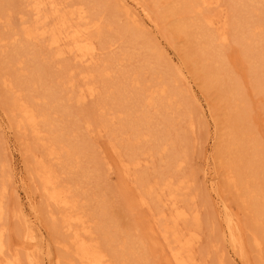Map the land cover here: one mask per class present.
<instances>
[{
	"label": "bare ground",
	"instance_id": "bare-ground-1",
	"mask_svg": "<svg viewBox=\"0 0 264 264\" xmlns=\"http://www.w3.org/2000/svg\"><path fill=\"white\" fill-rule=\"evenodd\" d=\"M119 1L121 7L118 8L125 10L122 12L129 20H134V28L129 24L117 32L118 36L105 39L111 23L105 22L103 12L93 11L89 7L90 0H22L21 3L19 0H0V22H10L13 13L23 15L19 32L10 36L15 46L14 53L7 57L10 69H16L13 73H0V80L6 88L9 112L18 129L30 135L39 149L38 153H34L32 174L38 179L45 201L51 207L49 216L53 229L68 236L66 241L60 243L64 255L50 258L48 264H131V259L141 257L138 252L143 244L133 239L124 226L109 219L105 209L101 211L100 217L103 224L108 221L109 235L105 233L104 240L108 241V245L103 246V241L96 237L89 216L79 206L71 186L60 181L56 169L50 163L52 160L67 164L78 162L77 158L84 150V143L77 140L76 132L81 130V121L78 120L73 129H65L57 123V115L70 112L67 101L79 104L99 93L96 73L106 90L105 98L98 107L100 117L104 114L100 123L105 127L111 126V120L117 117L124 131H132L135 137L128 141L132 164L138 166L140 156L149 153L169 154L171 174L162 180L147 181L140 197L144 204L149 201L148 198L157 204L162 201L163 195L167 196L166 205L169 204L173 213L170 221L161 224V237L169 248L168 263L197 264L194 250L199 242L196 231L199 218L194 214L191 223L189 210L179 205L185 183L176 173L183 160L179 151L169 148L175 140L171 134L174 122L169 113L178 112L181 105L177 99L179 90L174 83L186 82L185 71L180 67L170 68L165 72L167 76L161 78L157 67L153 65L155 61L144 55L143 65L153 70V81L146 80L139 71L130 73L122 82L109 80L112 77L111 70L103 68L96 73L79 70V76L82 73L85 80L78 84L73 65L65 66L62 74L53 81L48 80V65L54 60L70 56L76 64H90L101 50L99 42L103 41V48L107 45L111 47L126 32L135 35L134 41L142 39L144 42L140 44L145 47L147 39L137 25L145 22L156 25L155 19L138 0ZM161 1L154 0V3L162 5L163 16L171 18L176 31L184 34L193 44L195 71L221 92L227 104L231 117L230 136L225 144L227 159L229 157L227 180L242 193L240 197L244 203L248 201L253 204L257 223L264 227V155L258 141L248 134L249 128L245 125V89L232 67L237 59L228 53L231 42L242 46L252 62L253 82L258 90L264 92V0H228L229 16L223 13V9L219 13L212 11L213 7L221 5V0ZM131 4L138 6L136 10L129 11ZM5 39L0 34V42ZM38 43H43L44 50L36 48ZM161 53H165V50H161ZM158 107L163 120L161 127L154 130L151 110ZM108 110L113 113L111 117H108ZM93 123L85 119L84 129L91 130ZM151 139L156 141L155 146L144 149L138 146L142 141ZM21 182L23 186L26 184L23 178ZM5 193L6 184L2 183L0 264H40L35 252L37 235L34 226L38 219L35 199L27 194L34 210L33 216L26 223L27 229L22 232V240L13 244L2 223L8 212ZM216 195L220 197L219 192ZM160 216L165 218V212L161 211ZM181 222L192 226L182 228ZM225 228L233 247L238 248L246 263L249 260L245 256L239 215L230 217ZM255 244L261 247L262 241L255 238Z\"/></svg>",
	"mask_w": 264,
	"mask_h": 264
},
{
	"label": "rangeland",
	"instance_id": "rangeland-1",
	"mask_svg": "<svg viewBox=\"0 0 264 264\" xmlns=\"http://www.w3.org/2000/svg\"><path fill=\"white\" fill-rule=\"evenodd\" d=\"M90 1L89 7L93 8V11L103 12L105 22L111 23V29L106 32L108 37L105 39L118 36V31L129 24L133 25L134 20H129L122 12L125 10L118 8L121 7L119 0ZM138 1L150 11L156 22V25L148 22L137 25L147 39L145 47L140 44L144 42L142 39L134 41L135 35L126 32L125 36L118 38L111 47L107 45L103 48V41L99 42L101 50L90 64H76L70 56L54 60L48 65V80L53 81L62 74L65 66L73 65L78 84L85 80L82 73L79 76V70L96 73L103 68L111 70L112 77L109 80L122 82L130 73L139 71L146 80L153 81V70L143 65L144 55L152 57L155 61L153 65L157 67L158 76L161 78L167 76L165 72L170 68H182L186 82L174 83L179 90L177 99L181 105L178 112L169 113L174 122L171 134L175 139L169 148L179 151L183 160L180 170L176 173L185 183L179 205L189 210L191 223L194 214L199 218V227L196 229L199 242L194 250L197 264H264V227L257 223L253 204L248 201L244 203L240 197L242 193L227 180L229 157L227 159L225 144L230 136L231 125L227 104L221 97V92L209 85L205 78L195 71L196 55L193 44L184 34L176 31L171 18L163 16L162 5H155L154 0ZM21 2L22 0H19V3ZM136 7L138 6L131 4L129 11L136 10ZM222 9L225 15H231L228 0H221V5L213 7L212 11L219 13ZM22 16L13 13L10 22H0V34L7 38L0 42L1 74L13 73L16 69H10L7 57L14 53L15 46L10 36L19 32ZM38 47L41 50L45 48L43 43H38L36 48ZM161 50H165V53H161ZM228 53L237 59L232 67L245 89V125L249 128L248 134L258 141L264 155V92L258 90L253 82L252 62L245 55L242 46L231 42ZM95 78L99 81V93L79 104L67 101L70 112L57 115V123L66 127L65 129H73L74 124L78 120L81 121V130L76 132L77 140L84 143V150L77 158L78 162L67 164L52 160L50 163L56 169L60 181L71 186L79 206L89 216L92 229L96 237L103 241V246L108 245V241L104 240L105 233L109 235L108 221L103 224L100 217L101 211L105 209L109 219L124 226L133 239L143 244L138 252L140 259H129L133 262L131 264H170L167 260L169 248L161 237V224L170 221L173 213L169 204L166 205L167 196L163 195L162 201L157 204L148 198L149 201L144 204L140 194L147 181L162 180L171 174V158L168 153L161 155L154 152L140 156L138 166L132 164V151L128 148V141L135 136L132 131H124L121 128L117 117L111 120L113 125H101L100 119L104 114L100 117L98 107L105 98L106 90L97 73ZM5 90L0 80V185L6 184L4 201L8 210L2 223L7 228L13 244L19 243L23 238L22 232L27 229V221L33 216L34 210L27 197V194L31 195L38 210V219L34 226L37 235L35 252L40 264H48L50 258L64 255L60 243L66 241L68 236L53 229L49 216L51 207H48L45 201L38 179L32 174L34 153H38L39 149L32 142L31 136L16 126L9 112ZM107 112L108 117H111V110ZM151 112L154 117L152 128L155 130L161 127L163 115L160 114L159 107L152 108ZM85 119L94 122L91 130L84 129ZM155 145L154 139L138 144L142 149ZM21 178L26 181L24 186ZM217 192L220 194L219 198ZM161 211L165 212V218L160 216ZM236 214L240 217L245 256L249 260L246 263L226 233L227 220ZM187 225L181 222L182 228H187ZM255 238L262 241L261 247L255 244Z\"/></svg>",
	"mask_w": 264,
	"mask_h": 264
}]
</instances>
